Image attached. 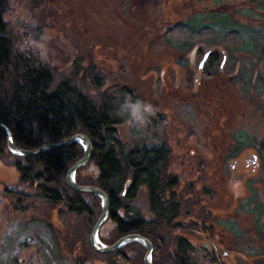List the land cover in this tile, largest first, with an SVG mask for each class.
Listing matches in <instances>:
<instances>
[{
	"label": "rangeland",
	"instance_id": "obj_1",
	"mask_svg": "<svg viewBox=\"0 0 264 264\" xmlns=\"http://www.w3.org/2000/svg\"><path fill=\"white\" fill-rule=\"evenodd\" d=\"M3 1L16 47L39 53L54 67L57 82L70 80L95 100L120 85L137 92L142 103L130 101L132 120L118 127L126 149L166 144L169 171L179 182H196L194 193L203 190V204L220 215L215 229L226 233L229 227V247L243 252L249 264H264V0ZM222 8L218 16L210 14ZM229 9L235 18L227 16ZM196 11L198 26L238 38L226 42L225 65L191 86L185 78L195 77L197 56L192 59L174 33L162 37ZM236 62L241 68L233 74ZM162 66L171 74L180 67L178 87L170 84L171 74L161 78ZM245 151L255 152L260 165L239 187L234 181L235 195L226 168ZM18 182L14 168L0 162V264H94L81 263L82 250L76 252L67 236L70 222L57 209L41 203L25 212L12 208L3 193ZM53 234L61 260L46 249L54 247Z\"/></svg>",
	"mask_w": 264,
	"mask_h": 264
},
{
	"label": "trees",
	"instance_id": "obj_2",
	"mask_svg": "<svg viewBox=\"0 0 264 264\" xmlns=\"http://www.w3.org/2000/svg\"><path fill=\"white\" fill-rule=\"evenodd\" d=\"M5 11L4 1L0 0V123L9 127L16 146L33 150L76 134L87 135L93 152L87 165L77 171L76 180L80 185L100 187L110 198V216L100 232L101 240L112 245L137 233L152 241L154 264H199L187 246L176 248L173 231L167 232L164 226L168 213H196L193 200L197 195L191 196L194 186L184 185L181 192L177 191L181 183L169 171L166 144L126 149L118 137V127L132 120L130 101L142 103L137 92L120 85L108 89L107 97L95 100L70 80L57 82L54 67L39 53L16 47L17 34L4 19ZM223 11L226 10H210V14L218 16ZM198 13L171 27L162 38L174 33L189 53H195L192 59L197 56L198 61L208 49H213L207 64L209 76L220 66L222 52L228 53L226 42L238 37L235 33L223 34L212 27L198 26L194 23ZM232 14L233 17L229 13L227 16L233 19L237 15ZM174 44L171 41L168 45ZM165 71L162 66L160 75ZM99 84L104 88V82ZM83 156L84 146L78 142L36 156H15L0 130V162L13 167L19 181L17 188L5 191L3 196L17 211L33 210L41 203L64 215L63 219L70 222L66 224L71 246L84 254L81 263L144 264L147 250L139 242L106 254L92 247L90 235L102 213L101 199L95 194L76 192L66 182L68 170ZM55 236V248L46 244V249L61 260L60 243Z\"/></svg>",
	"mask_w": 264,
	"mask_h": 264
},
{
	"label": "flooded vegetation",
	"instance_id": "obj_3",
	"mask_svg": "<svg viewBox=\"0 0 264 264\" xmlns=\"http://www.w3.org/2000/svg\"><path fill=\"white\" fill-rule=\"evenodd\" d=\"M208 58L202 68L200 67V63L202 59H200L197 62L195 77L185 78V82L187 81L189 85L194 86V82L198 77L200 76L205 77L207 73H209L208 65H207L209 60ZM222 60H220L221 63ZM221 63L219 67H221ZM237 63L238 62H236L233 66L232 69L233 74H236L241 68V65ZM173 72L176 73L171 74L170 71H165L161 75V78L166 79L167 75L171 74L168 75L169 76L168 78L170 79L169 80L170 84L171 81L174 80L175 81L174 86L178 87L179 85L178 79L183 78L182 75L183 71H181L180 67H178V69ZM162 82H164V85L166 84V81L163 80ZM189 90L190 89L188 88L184 91H189ZM243 155L244 156L242 159L235 158L234 161L231 164H229V167L226 168L227 171L226 173L229 175V177L227 178L228 187L231 189V192H235L233 190V185L235 184L234 183L235 180L237 183L236 187H239L241 183H244V181L247 180L248 177H250L251 173H254L255 170L258 169L260 165L258 155L255 152L245 151ZM240 164L244 165V168L240 169L239 168ZM249 169H251L250 172ZM194 173H198L197 168L194 169ZM175 176L178 177L177 175ZM180 183H181V187L178 188L177 190L178 192H181L183 190L182 187H184V185L194 186V190H195L194 183L196 182L184 183L180 181ZM200 192L202 193L203 190L200 189ZM200 192L198 191V193H194L193 191L194 195L191 194V196L197 195V199L193 200V202L195 203L193 205V210L196 212L194 215H188V216H185L183 214L177 215L176 213L173 212L174 214L168 213V217L165 219L164 226L166 227L167 232L170 233V230L173 231L174 240L172 242L175 243L176 248L187 246L190 249L192 258L206 256V258L211 259L212 262H214L215 264H240L237 262L238 260L242 261L241 264H249L250 259L247 258V256L243 252L233 250L232 248L229 247V243L225 241V235L228 233L227 230L229 229V227L224 226V228L226 229V233L221 230L219 231L218 229H215L214 221H216L218 216L220 215L217 213H213L212 210L211 211L208 210L209 207L203 204L202 196L200 195ZM204 192H207V190L204 189ZM234 194L236 195V192Z\"/></svg>",
	"mask_w": 264,
	"mask_h": 264
},
{
	"label": "water",
	"instance_id": "obj_4",
	"mask_svg": "<svg viewBox=\"0 0 264 264\" xmlns=\"http://www.w3.org/2000/svg\"><path fill=\"white\" fill-rule=\"evenodd\" d=\"M212 51L213 49H210L205 53L200 63L201 68L205 64L208 56L211 54ZM193 54L195 53L193 52ZM226 58H227L226 54L223 53V60L221 63V68L225 65ZM0 130L3 131L6 136L7 146H8L9 151L13 155L19 156V157L36 156V155L47 153L59 147L67 146L73 142L81 143L84 146V156L68 170L67 175H66V182L68 186L76 192L95 194V195H98L101 199L102 213L92 230V233L90 236L91 245L97 252L106 254V253H111L131 242H139L147 250L144 256V264H154L153 256H152L153 244L148 238L140 234L134 233V234L126 235L120 238L118 241H116L112 245H107L101 241L100 232H102L103 226L108 221L109 216H110V198L107 195V193L100 187H97L94 185H80L76 180L77 171L80 168L87 165V163L89 162L91 158L92 152H93V144L87 135L76 134L70 138L51 142V143L45 144L33 150H26V149H21L16 146L13 140V137H12V132L7 125L0 123Z\"/></svg>",
	"mask_w": 264,
	"mask_h": 264
},
{
	"label": "clouds",
	"instance_id": "obj_5",
	"mask_svg": "<svg viewBox=\"0 0 264 264\" xmlns=\"http://www.w3.org/2000/svg\"><path fill=\"white\" fill-rule=\"evenodd\" d=\"M149 111H151V108H149Z\"/></svg>",
	"mask_w": 264,
	"mask_h": 264
}]
</instances>
